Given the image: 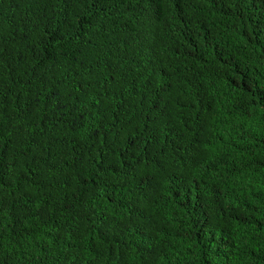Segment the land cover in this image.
<instances>
[{"label": "trees", "instance_id": "obj_1", "mask_svg": "<svg viewBox=\"0 0 264 264\" xmlns=\"http://www.w3.org/2000/svg\"><path fill=\"white\" fill-rule=\"evenodd\" d=\"M0 264H264V0H0Z\"/></svg>", "mask_w": 264, "mask_h": 264}]
</instances>
